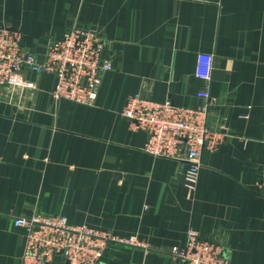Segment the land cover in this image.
I'll return each instance as SVG.
<instances>
[{
  "label": "crops",
  "instance_id": "0c3cea01",
  "mask_svg": "<svg viewBox=\"0 0 264 264\" xmlns=\"http://www.w3.org/2000/svg\"><path fill=\"white\" fill-rule=\"evenodd\" d=\"M0 24L19 28L43 56L74 26L110 47L94 105L54 101L52 74L27 72L36 89L0 86V264H23L16 216L69 223L142 245L111 243L106 264H180L189 231L226 247L231 264H264V0H0ZM214 55L210 81L198 55ZM217 99L209 125L224 137L205 150L195 189L187 163L145 151L149 135L123 115L128 99L198 108ZM51 264H65L61 255Z\"/></svg>",
  "mask_w": 264,
  "mask_h": 264
},
{
  "label": "built area",
  "instance_id": "2783aa9c",
  "mask_svg": "<svg viewBox=\"0 0 264 264\" xmlns=\"http://www.w3.org/2000/svg\"><path fill=\"white\" fill-rule=\"evenodd\" d=\"M112 61L109 44L96 29L74 26L61 39L52 41L41 57L26 48L19 28L0 24L1 87L36 89L27 72L52 74L56 77L51 92L54 101L94 105L104 74L114 70ZM213 67L214 55L199 54L196 76L210 81ZM198 96L206 103L189 108L171 101L155 102L139 93L128 99L123 110L133 129L149 135L147 153L187 163L185 174L191 189L198 182L203 152L216 151L225 141L208 122L217 99L207 90ZM255 188L264 198V165ZM13 224L26 231L23 264H51L57 255L68 264H106L104 255L111 243L142 245L86 225L74 226L64 215L16 216ZM170 255L180 264H231L224 245L201 238L196 231H189L187 244L173 247Z\"/></svg>",
  "mask_w": 264,
  "mask_h": 264
},
{
  "label": "water",
  "instance_id": "95a60500",
  "mask_svg": "<svg viewBox=\"0 0 264 264\" xmlns=\"http://www.w3.org/2000/svg\"><path fill=\"white\" fill-rule=\"evenodd\" d=\"M65 264H68V262H66Z\"/></svg>",
  "mask_w": 264,
  "mask_h": 264
}]
</instances>
